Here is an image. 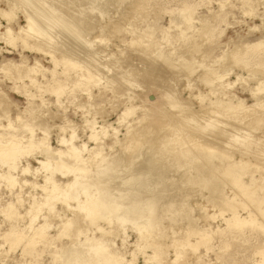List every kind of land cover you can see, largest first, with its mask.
<instances>
[{
	"label": "bare ground",
	"instance_id": "6f19581e",
	"mask_svg": "<svg viewBox=\"0 0 264 264\" xmlns=\"http://www.w3.org/2000/svg\"><path fill=\"white\" fill-rule=\"evenodd\" d=\"M28 1L33 3L32 5L33 7H36V10L32 11L28 9L29 11L25 13V16L23 17L26 19V24L19 27L16 32L12 31L13 29L9 27L10 24L7 25L4 32L0 33V40L5 42L7 46H15L18 41L20 42L19 46L22 50L26 49L29 52L40 53L43 57L48 56L53 68L43 67L40 63V58L38 59L36 57H33L34 59L32 64H27V57L21 53L19 55V62L6 59L2 64H0V74H2V79L4 77V79L10 84L9 87H7V90L13 94L16 93L24 97L26 100L25 106L18 108V105L10 99L8 93L1 88L2 79L0 77V183H3L6 188L5 190H8V192H12L16 188V192H14V194L16 193V197L14 199L16 200L15 203H18L20 207L25 205L27 207H23L24 214H21L15 206L17 204L11 201L5 202L0 209V213L8 220L12 218L21 219L24 216H29L30 218V224L28 223V226L24 225L20 228H14L11 225L8 230L6 229V231L3 232L2 238L7 240L10 249L16 247L20 243H23V252L25 254H30L34 252V247L37 241L39 243V241L41 242V240H45L46 236L44 232L46 229L48 230L45 224H38L37 226H34L36 220L32 219L36 216L33 215L32 210L36 201L31 198L33 202L30 203L31 199L26 200L23 198L21 191L23 187L26 186H29L32 189L41 190L45 194V197L41 200L47 201V203L45 201L46 206H48L51 202L61 203L67 210L72 212L71 218L64 217L65 220L61 221L60 224L57 225L60 228L57 235L59 238L61 236L69 237L70 234L77 237L82 232L87 233L89 230L84 228L82 225H79L80 223H92L95 220H103L106 221L108 225L115 222V225H118L123 229L128 225L131 226L137 230L138 239L141 242V240L145 238V234H150L159 229L162 218L165 217L171 222H175V220L180 217V220H186L188 225L191 226V231L189 233L199 236V239L206 242L209 238H212L211 235L213 233L210 235L209 233H206V229L203 227H197L195 223H193L194 221L190 215L192 213L191 210H194L195 208L191 209L187 206L184 210L183 207L186 203H183L184 205L182 207L181 202L186 199V196L180 195L174 198L172 195L167 194L166 189H164L165 187L162 184L159 185L160 183H163V179L160 181L159 177L156 175V169L154 170L153 168L152 170L149 168L151 171L143 170L145 165L152 166V163L155 162L157 158H162L167 155L169 161L168 167H177L178 170L182 169V172L179 174V177L181 178H177L179 187L193 185L196 183L199 184V187L201 186L203 188H207L208 191L216 194L220 191L218 189V186H221L219 183L224 181L230 183L236 188L238 196L235 195L236 192L231 199H224L218 195V200L212 202L210 201L213 205L217 206L220 215L225 213L230 214L228 217L226 216V219L224 220L228 230L231 227L238 229L244 225L258 226L261 229L264 228V222L262 224V221L258 222L255 220L257 214L264 216V208H260L261 205L264 206V195H258V192L263 190L261 189V185L264 183V175L258 176L259 178L257 177V179L251 175L249 184L241 182L240 178V176L244 174L245 168L248 164V167H256L260 165H252L249 157H246L247 161L243 158L246 154L242 149L244 145L240 144L239 146L231 147L226 143H223L222 140L217 137L218 135L214 137H207L202 134L204 130H210L208 129L207 123H209L210 128L213 127L214 129H217L220 125H222V123H220L222 120L220 119L227 116V119H233L234 121L239 122L240 127L237 126V128H235L226 125L223 129H221V131L223 130L222 133L225 136H228V138L230 136L234 138V140H239L242 143L244 142L246 144L245 147L247 146V148L258 145L256 140L252 141V137L249 135L252 134V132L247 133L249 132L247 128H250L249 130H257L263 124L264 102L256 99L251 105H242L241 101L233 106L230 101H227L226 103L224 101L225 99L219 100L218 98H215L214 101L207 102L208 106L205 107L201 113L199 112L200 115H202L201 117H205L208 120L205 124L207 129L205 127V129H202V132L197 129L199 132L197 131L195 133L192 131V133L190 132L191 130L188 129L190 127L185 128L182 127L180 123L172 121L161 125L160 128H163L164 131L168 129L167 132L161 136L159 135L157 138H153L148 148H146L145 144H143L145 137H142L139 132H136L133 129L135 121H132V123H128L127 121L125 122V119L128 116H133V114L139 109L138 106H134L132 103L135 96L131 97L125 95L129 89L135 87L137 89L139 85H136V83H138L136 80L139 77H146L144 79H148V81L151 82V86H148L150 87L149 89L157 91L158 88L155 84L159 83L160 85V83H163L164 81V77H161V75H163L162 71H160L159 74L157 73L159 69L158 67L161 66V64L164 65V69L167 68L166 70L170 71L169 73L172 75L174 74V76L177 74L183 75V73L189 75L195 71L193 67H196L195 64L198 66L199 63L192 62L189 58L187 59L188 53L186 54L185 50L182 48H189L190 46L196 51L197 46L193 45L194 41H197V38L208 37L212 34L213 27L211 26L212 24L209 20L210 18H208V22L210 21V23H205L206 21H199V28L193 30V28H191L193 24L192 22H194L197 17L194 18L192 15L194 10L193 6L187 4L178 7V10L176 11L170 10L167 27H157L153 21L151 22L146 20L147 22L142 21L143 24H146L142 28H138L132 23L133 18L128 20L129 22L126 24L128 26H124V30L129 33L130 39L128 41H124L123 45H125V48L127 47V49L128 47H130L129 49L134 48V52L132 50L131 51L138 57L139 62L133 63L132 61H129L130 56L127 57L121 54L119 57H113L114 55H112L110 51L106 52V49L101 47H99V49H97L98 47L94 48V43L97 41L94 38L93 40H84V42H86L85 45H88L89 48L86 47L83 50L71 45L68 39L74 37L73 35L75 32L73 31H76L77 28L80 27L84 31V29H86L85 27L88 26L86 19L90 17L91 14L95 15V13L101 14V18H107L105 21H99L102 25H99L98 28L96 27L97 30L106 31L105 29H108L110 32L116 30L119 31L120 28H117L118 23L115 22L113 16H110V18L108 16V12L102 13L103 11L101 10L106 8L108 11L110 6L122 7V4L129 3V5L134 8L133 11H137V9H141L145 6V2L148 0ZM223 6V3L220 1L218 3L219 11H221ZM24 7H26V4ZM100 7L102 8L101 10L99 9ZM34 11H36V14L37 11H43L45 14L42 12L44 15L43 17H40L39 15H36ZM251 11L250 13L247 12V14H253ZM1 16L9 20L11 14L6 11H1ZM214 16L215 17L212 22H216L218 19V15L216 13ZM91 20L89 21L91 22ZM89 24L91 25V23ZM171 28H177L176 30L178 32L170 35L169 31ZM95 29L92 27L88 33ZM58 30H62L63 32ZM156 33L161 35L160 41L155 40ZM70 36L71 38H68ZM100 37L97 38L100 39ZM72 41V43H75L74 39H72ZM262 47H264V39L250 45V48L252 49H259ZM188 48L187 51L189 52ZM180 50L185 52L184 55H186L187 60L184 58L185 56L183 57L181 55L182 52L179 53ZM192 51L193 50H191V52ZM235 54V52L231 53L232 58L236 57ZM58 68L61 70L58 71ZM216 70L217 69L212 68L211 70L206 71L204 76L202 78L199 77V79L206 87H209L208 91L211 94L215 95L218 93L219 95H222L223 98L227 97L224 91L230 89L234 82L232 84L226 83L223 79L226 75H228V73L221 75ZM181 75H179V77ZM165 76L167 77V74H165ZM38 77H41V81H38ZM142 79L143 78H141V80ZM236 79L239 80L240 77L236 76ZM190 82L191 81H189L188 84H190ZM258 85L257 91H262L264 89V79H258ZM122 86L124 87L122 88ZM160 86L162 88V85ZM30 87L35 88L37 95L28 91V88ZM190 87L193 86L188 85L189 89ZM93 88L97 89L96 94H93L91 91ZM138 88L140 89V87ZM119 89H121L119 94L122 93L123 96L125 95V97L121 95L125 105L123 106V111L118 116L119 126H121V123H126V132L123 139H119L117 137L119 132L118 128H113L111 125L95 126L97 123L96 119L108 116L109 112L106 111V107L103 105L95 103L93 101L94 98L103 96L106 91L112 94H117ZM130 91L132 90H129V92ZM169 91H171V89ZM78 92L86 95L87 100L85 102H78V98L76 97V93ZM200 93L197 97L199 99H203L205 96ZM45 94L54 97L55 100L50 102L48 98H45ZM131 94L133 95V93ZM252 95L256 96V94ZM118 96L120 97V95ZM62 97L65 98L66 102L68 101L71 104L73 103V106H76V108L81 111L85 110V116L87 118L83 121V131H87L89 133L88 139L93 142V147L87 148L86 143H82L80 145L74 144V141L77 139L76 134L78 130L76 125L68 118L64 119L65 126L50 125L45 119V115L42 113L43 110H46L47 115L50 114L47 107L49 104L53 103H56L57 106L61 108L63 105L61 102ZM177 100L178 98L174 99L171 97L166 101L169 104L175 102L176 105H179V108L177 107V110L179 111L176 112L179 115L189 110L188 106L190 105L187 106V102L184 100L181 102L180 99V102H177ZM107 101L109 107L113 110V112H115L118 108L117 104H114L109 100ZM180 103L183 105L180 106ZM147 104L150 107H160L163 103L158 100H148ZM173 106L171 104V107ZM12 107L16 108L14 116L10 113ZM174 108L175 106L172 109ZM199 113L197 112L194 114H197L198 116ZM162 114L164 115V112ZM51 118H54V116H51ZM203 120L205 119L203 118ZM223 125H225V123ZM197 126L200 125L197 124ZM65 128L69 130L68 138L60 137L57 140L58 144L63 148L52 149L49 145L51 131L55 129L60 133H64ZM145 130L147 131V129ZM35 131H39L41 136L35 138ZM109 132H111V135ZM188 132L194 135L193 138H186ZM25 134L27 135L25 136ZM153 135H155V133ZM108 136H112L114 138L113 146L108 147V150L113 151V153L110 154L104 151V143L102 141ZM147 136L148 135H146V138ZM220 137L222 138V136ZM223 139L226 138L224 137ZM21 141H24V144H22ZM142 148L146 149L144 150V154L141 152V155L139 156H142V162H139L138 167H140L141 163H143V166L134 171L127 170V172L115 175L114 178H112L116 182L115 186L110 185L106 188L93 181V177H99L100 174L104 171L106 172L112 164H117V162L123 161L122 156L125 154V151H133L130 157L134 158L136 157V152L139 153L138 151ZM194 149L201 152V157L198 155L197 151V154L194 152ZM33 150H38L37 152H39V155L42 156L43 159H36L33 156ZM234 150L240 154L239 160L233 158L232 152ZM258 153L260 152L258 151ZM23 157H30L34 159L37 162L38 167H32L28 162H26L25 165L20 164V159ZM128 163L129 162L126 164ZM248 169L247 171H249ZM246 173L247 172H245V174ZM25 175H31L34 177L40 175L42 177L43 184H38L35 179L34 181L29 182L25 179L19 178L20 176ZM56 175L68 180L64 183H58L54 180ZM220 177L223 180L220 179ZM96 181L99 182L97 177ZM174 182L177 184V181ZM47 184L50 185L51 189L46 187ZM160 186L162 187V190L160 188L161 192L157 194L154 193L155 190L160 191ZM241 195L243 199L251 200L255 209H252L251 205V209L247 208L249 205L247 206L243 199L239 201L237 198ZM23 199L27 203L23 204ZM70 202H75L76 205L72 206L70 205ZM37 204L43 205L44 202H36L35 205L37 206ZM49 208V212H54L53 206L50 205ZM240 208H242L241 210L244 208L247 209L246 211L248 212L246 216L243 215V217L238 214V209ZM55 213L56 216H60V218H62L61 216H64L63 210L55 211ZM32 222H34V224ZM31 228H33V232L27 235L25 230L28 229L27 231H29ZM72 229H74L73 231L75 232H73ZM95 229L98 231L103 230L100 226H97ZM208 231L212 232L210 230ZM102 233H104V231ZM172 234H174V232ZM176 235L177 234H175V236ZM176 237H174L172 243L168 246L175 249L174 259H168V261H166L167 259L165 257L167 255L164 256V249L158 244H148L149 248L152 249V254L148 255L147 259H149L152 264H178L181 256V253L179 252L180 247H183L184 249V246H190L191 250L194 247L196 248V244L194 245L189 241H186V237ZM196 241L197 240H195V242ZM77 242H75L76 244L72 242L67 246L65 245V247L63 246L61 250L65 249L66 253H53L54 260H52L51 264H56V261L58 262L59 260L64 264H134L133 257L132 260L125 259L120 252H117L118 250H112L108 240L103 239L102 237L94 238L85 236L83 242ZM142 247L143 246H141V248ZM186 249L188 250V248ZM68 251L69 253H67ZM194 251L195 250L192 252L194 253ZM261 252V254H263L262 250ZM147 261L148 260H146L144 264H146ZM258 264H264V260H261Z\"/></svg>",
	"mask_w": 264,
	"mask_h": 264
},
{
	"label": "rangeland",
	"instance_id": "374dc122",
	"mask_svg": "<svg viewBox=\"0 0 264 264\" xmlns=\"http://www.w3.org/2000/svg\"><path fill=\"white\" fill-rule=\"evenodd\" d=\"M220 1L224 5L221 11H219V7H218V3ZM22 2L24 5L22 4ZM30 2L28 0L26 1L25 0H0V33L4 32L5 27L9 24H10L9 27L13 29L12 30L13 32H16L19 27H22L26 24V19L25 17H23L25 16V13H27V11L29 10H32V11L36 10V7H33L32 5L33 3L32 2L30 3ZM25 4H26V7H24ZM187 4L193 6L194 10H193L192 15L194 16V18L197 17L196 20L192 22L193 24L191 23L192 24L191 28H193V30L196 28L197 29L199 28L200 26L199 21L201 22L206 21L205 23H210L211 21V24H212L211 26L213 27V32L210 36L200 37V38H197V41H194L193 45L197 46L196 51L192 49L190 46L189 48L187 47L189 52L187 51V48H182L183 50H185L186 54L188 53L187 59L189 58L192 62H198L199 65L197 66V64H195L196 67H193L195 71L192 72V74L190 73L188 75L186 73H183V75L179 74L181 75L179 77L178 74L175 76L174 74L173 75L170 74L169 73L170 71L166 70L167 68L164 69L165 68L164 65L161 64V66H159L158 68L163 69V70L158 69V72L157 71L156 72L159 74L160 71H162L163 75H161V77L162 76L164 77V78L162 77L164 81L163 83H160V85H162L163 89L161 88L159 83H156L155 86H157L158 88L157 91L149 89L150 87L148 86L149 85L151 86V82H149L148 79L145 80L144 78L146 77H139L136 80V82L138 83L136 82L134 83H136L137 86L139 85L138 87H140V89L138 87L136 89L135 87V88L129 89V90H132L130 92L133 93V95L129 92V90L127 94H125L131 97L135 96L134 101L132 103L134 106H138L139 109L133 114V116L132 115L128 116L125 119V122L127 121L128 123H132V121H135V123L133 124V127H134L133 129L134 131L139 132L142 137L143 136L145 137L144 141L145 140L146 141L145 143L143 141V144H145L146 148L150 146L149 144L153 138H157L159 137V135L161 136L167 132L168 129L164 131V129L160 127L161 125L167 124L169 122L175 121L177 123H180L182 127H185V128L190 127L188 128L191 130L190 132L194 131L195 133L198 130L199 131L201 130L200 132H202L203 131L202 129H205V127L207 129V126H208V129H210L209 130L210 132L208 130L206 131L204 130L202 132L203 135L207 137H214L218 135L217 137L221 139L223 143H226L228 146H231V147L239 146L240 144L244 145L242 149L244 153L246 154L243 156V158H245V160L247 161V158L249 157L252 165H255V164L260 165V166H256L257 167L256 168V167H250V166L248 167L249 165L248 164L247 167L245 168V172L250 173V174H247V173L245 174L244 172V174L240 176L241 182H245L249 184L251 175L256 179L258 176L264 175V166H263L264 165V153H263L264 152V145H263L264 144V122L261 125L262 127L260 126L257 130H253V129L249 130L250 128H247L249 131L247 133L252 132V134H249L252 137L251 138L252 141L256 140V142H258V145L250 146L247 148V146L245 147L246 144L244 142L242 143L239 140H234V138L230 136L228 138V136H225L222 133L223 130L221 131V129H223V127H225L226 125L232 126L235 128H237V126L240 127L239 122L234 121L233 119L229 120L227 119V116H225L223 119H220L222 120V122H220L222 123V125H220V127H218L217 128L218 130H217L216 128L214 129L213 127L210 128L209 123H207L208 121L207 118L201 117L202 115H200V113L201 111H203L205 107L208 106L207 102L214 101L215 98H218L219 100L225 99L224 101L226 103L227 101H230V103H232L233 106L241 101H242L241 102L242 105H251L255 102L256 99L264 102V89L262 91H257L258 86H259L258 79L260 80L264 79V47L259 48V49L250 48L251 44L264 39V0H148L147 2H145V6H143L141 9L140 8L137 9V11H133L134 8L130 6L129 3L122 4L121 5L122 7L112 6L113 7L112 8L110 6L109 7L110 9H108V11L106 8L102 9L100 7L99 9L100 10L102 9L101 10L103 11L102 13L108 12L109 17L113 16L115 22L118 23L117 28L118 29L120 28V30L111 31V32L108 29H105L106 31L97 30L99 25H102L101 22L107 20V18L106 19L101 18L102 15L99 13H95V15L91 14L93 18L91 16L88 17L90 15L88 13L89 14L87 16L88 18L86 17L87 18L86 23L88 26L85 27L86 29L83 28L85 32L82 30V28L79 27L77 28L76 31H73L75 32L73 36L76 37L77 39L74 37L71 38L70 36L68 38H71V39H68V40L71 43V45L83 50L86 47L89 48L88 45H85L86 42H84V40H88V39L93 40L94 38L97 40L94 43L95 45L93 46L94 48L98 47L97 49H99V47H101L103 49H106L107 50L106 52L110 51L112 55H114L113 57H119L121 56V54L127 57L130 56L129 57L130 62L131 61L133 63L139 62L138 57L134 55L133 53L134 48L129 49L130 47H128L129 49L128 50L127 47L125 48V45H123L124 41H128L130 39L129 33L124 30V26L125 27L128 26L126 25L129 22L128 20H131L133 18L132 23L138 28H142L146 24V23L143 24L142 21H146V20L151 21V22L153 21L157 27L159 26L167 27L168 22H169V17H170V14H169L170 10L176 11L178 10V7H181ZM109 10L111 13L109 12ZM1 11H6L11 14L9 20L1 16ZM250 11L253 12V14H247V12L250 13ZM34 12L36 14V11ZM42 12L37 11L36 15L43 17L45 12H43L44 14ZM215 13L218 15L217 16L218 19L216 22L215 21L212 22V20H214ZM208 18H210L209 22H208ZM89 20H91V22ZM87 21L91 23V25ZM92 27L93 29H95L96 27L97 28L93 30L92 32H89L90 33L89 34L88 31L91 30ZM56 29H59V28H56ZM176 29L171 28L169 31V34L173 35L174 33H177L178 31ZM58 31L63 32L62 30H58ZM97 37L98 38L100 37V39H98ZM72 39L75 40V43H72L74 42L72 41ZM155 40H159V41L161 40V35L159 33L155 34ZM16 44L15 46H11V45L7 46L5 42L0 40V64H2L3 61L6 59H10L14 62H19L20 60L19 55L21 53L27 57V64L28 63L32 64L33 59H34L33 57H36L38 59L40 58V63L43 67L53 68V65L50 62V58L48 56L43 57V55H40V53L29 52L26 49L22 50L21 47L19 46L20 42L17 41ZM190 48L191 50H193L192 52ZM183 50H180L179 53L182 52L181 55L183 57L185 56L184 58L186 59V55H184L185 52ZM232 52L236 53L235 54L236 57L232 58V55H231ZM125 59H128V58H125ZM212 68L217 69L216 71L219 72L221 75H225L226 73H228V75L225 76L226 78L224 77L223 79L226 83L232 84L234 82V84L232 85L233 87L231 86L230 89H227L224 91L227 97L223 98L222 95H219L218 93H216L215 95L211 94L208 91L209 87H206L204 83L199 79V77L202 78L204 76V73L206 71L211 70ZM60 70L61 69L58 68V71ZM165 74H167L168 78L165 76ZM236 76H239L240 79L237 80ZM0 77L2 79V74H0ZM141 78L143 79L141 80ZM38 81H41V77H38ZM189 81H191L190 84H188ZM1 84H2L1 88L5 92L8 93L10 99L18 105L17 106L18 108H22L25 106L26 100L24 99V97L16 93L13 94L7 90V87H9L10 84L8 83L7 80L4 79V77L2 79ZM188 85H191L193 87H190L189 89ZM124 86H122V88ZM146 89H149V90H146ZM170 89L171 91H169ZM28 91H31L32 93L37 95V92L34 87L28 88ZM91 91L93 92V94L97 93L96 88H93ZM120 91L121 89L118 90L117 94L120 95L121 98L115 93L114 95L106 91L103 96L94 98L93 101L97 104H101L104 107H106V111L109 112L108 116H103L102 118H99V119L97 118L96 119L97 123L95 126L111 125L113 128H118L119 132H118L117 137L119 139H123V136L126 132V129H125L126 123L125 122L121 123L120 124L121 126H119L118 116L123 111V106L125 105V102L122 98L123 96L122 93L119 94ZM199 93L205 97L203 99H199L197 97ZM252 94H256V96H253ZM125 95L123 97H125ZM76 97L78 98V102H85L87 100L86 95H84L83 93L80 94V92L76 93ZM169 97L170 98L172 97L174 99L178 98L177 102H180V100L181 102L182 100L187 102L186 105L187 106L190 105L188 106L189 107L188 109L190 111L192 110L191 111L192 113L189 110H187L188 112L185 111V113L183 114H180V115L177 114L176 112L179 111L177 110V107L179 108V105H176L175 102L171 103L172 106L173 104L175 106V108L172 109L174 106L171 107V104H169L166 101L170 99ZM45 98H48L50 102L55 100L54 97L48 96L46 94H45ZM107 100L113 102L114 104H117L118 108L115 112H113V110L109 107ZM148 100L149 101L158 100L159 102L163 104L160 107H150L147 104ZM61 102L63 103L61 108H59L56 103L49 104L47 107V110L50 114L48 115L46 113V110H43L42 113H44L45 119L48 121L50 125L65 126L64 119L68 118L70 121H72L76 125V128L78 130L76 134L77 139L74 141V144L80 145L82 143H86L87 148L93 147L94 146L93 142L88 139L89 133L87 131H83V121L85 118H87L85 116L86 114L85 110L81 111L80 109L76 108V106H73L74 105L73 103L71 104L68 101L66 102L64 97L61 98ZM181 105L183 104L180 103V106ZM15 110H16L15 107L11 108L10 113L12 116L15 115ZM163 112H164V115L162 114ZM197 112L198 113L200 112L198 116L197 114H194ZM51 116H54V118H51ZM203 118L205 120H203ZM206 123H207V126L205 125ZM224 123L225 125H223ZM197 124L200 126H197ZM144 128L147 129V131ZM153 132L155 133V135H153L154 134ZM192 133L188 132L186 135V138L187 139L193 138L194 135H192ZM109 134L111 135V132H109ZM145 134L148 135L147 138L150 140L146 138ZM26 135L27 134H25V136ZM35 135H36L35 138L41 136L39 131H35ZM68 135H69V130L67 128H65L64 133H60L59 131L55 129L52 130L50 137H49V145L52 147V149L63 148L62 146L58 144L57 140L60 137L68 138ZM220 136H222V138ZM224 137L226 139H223ZM102 141L104 143V151L109 154L113 153V151L108 150V147L113 146L114 138L112 136H108L104 138ZM21 143L24 144V141H21ZM146 148H142L141 150H139L138 151L139 153L136 152L135 154L136 157L134 158L130 157L133 151L131 150L125 151V154H123L122 156L123 161L121 162L119 161L117 162V164H112L106 170V172L104 171L103 173H101L99 177L96 176L100 183L96 181V177L92 178L93 181L95 183L97 182L99 185L101 184L100 186H104L106 188L109 187L110 185L115 186L116 182L114 181V179H112L114 178L115 175L127 172V170L134 171V170L139 169L141 166H143V163H141L140 167H138L139 162H142L141 161L142 156L141 157L139 156L141 155V152L142 154H144V150ZM255 148H256V151H255ZM37 151L38 150H33L34 152L33 156L38 160H42L43 157L40 156L39 152ZM196 151L197 150L194 149L195 153ZM258 151L260 153H258ZM197 153L200 156L201 152L197 151ZM232 153H233V158L236 160H239L240 154L235 150ZM143 157L146 158L145 156ZM132 160L134 163L132 162ZM20 162H21L20 164L22 165H25L26 162H28L32 167H38L37 162L30 157H26V158L23 157L20 159ZM127 162L129 163L126 164ZM152 164L154 166L145 165L143 167V170L151 171V169L153 170V168L154 170L156 169L155 172H156V175L159 177L160 181L163 179V183H160L159 185L162 184L165 187L164 189H166L167 194L172 195L174 198L180 195L186 196V199H184L181 202L182 207L184 205L183 203H186V205L183 207L184 210H185V207L187 206L191 209L195 208L194 210H191L192 213L190 215L192 220L194 221L193 223H195L197 227H203L204 229H206L207 230L206 233H209L210 235L213 233L211 235L212 237L211 239L209 238L206 242H203L202 239H199V236L189 233L191 231V226L188 225L186 220L184 221L180 220V217H178L175 220V222L174 221L171 222L168 218L166 219L165 217L162 218L161 220L162 225L160 224L159 229L150 234H145L146 236L145 238H143V240H141V242L138 239V233L136 232L137 230H135L131 226L128 225L123 229V228H120L118 225H115L116 224L115 222H112V224L108 225V223L103 220H95L92 223L91 222L80 223L79 225H82L84 228H87L89 230L87 233L82 232L77 237L73 234L72 235L70 234L69 237L61 236L59 238L57 237V235L60 231V228L57 225H59L61 221H64L65 218L67 217L71 218L72 212L67 210L65 206L62 205L61 203H52V202L49 203L48 206L49 207L50 205L53 206L54 212H49L50 208L46 206L45 204L46 200H41L43 197H45V194L41 190L32 189L29 186H26V187H23L21 191V194L24 199L30 200L31 198H33V200H35L37 203L41 201L44 202L43 205L37 204V206L35 205L36 202L34 203L32 212H33V215L36 216L37 218L36 217L33 218L32 220L35 219L36 222L34 221L35 224L34 222L32 223L34 224V226H37L38 224H45L48 228V230L46 229L47 231L45 230L44 232L46 237L44 241L41 240V242L39 241V243L37 241L34 247L35 248L34 252L30 254H25L23 252V248H22L23 243H20L16 247L10 249L9 243L7 242V240L2 238L3 232L6 231V229L8 230L11 225L14 228H17V227L20 228V227H23L24 225L28 226L30 224V221H29L30 218L29 216H24L21 219L12 218L8 220L4 216H2V214L0 213V236H1L0 237V264H51L52 260H54L53 253H57V252L66 253L65 249L61 250L63 246L65 247V245L67 246L72 242L74 243L77 241L83 242L85 236L94 237V238L102 237L103 239H107L112 250L114 251L118 250L117 252H120L125 259L132 260V257H133L134 264H144L146 260L150 261L147 258H148V255L152 254V249L149 248L148 244L161 245L162 248L164 249V254H165L164 256L167 255L165 257L167 259L166 261H168V259H174L175 249H172L173 247H168V246L169 244L172 243V240L176 236H177L176 238H178V236L179 238L182 236L186 237L185 238L187 239L186 241H189L191 244H194V245L196 244V248L194 247L192 248V250L190 246H189L190 250H189V247L187 246H184V249L183 247H180L179 252L181 253L180 254L181 256L178 261V264H181V263L182 264H258L261 260L262 261L264 260V230H263L264 228L261 229L258 226L256 227L253 225H244L238 229L231 227L228 230L226 228V224L224 220L226 219V216L228 217L230 214L225 213L223 215H220V213L218 212L217 206L211 203L212 201L218 200L219 196L223 197L224 199H231L233 198L232 196H234L235 192H236L235 195L238 196L237 194L238 192L235 187H233L228 182L221 181L224 184L221 182L220 184L218 182L219 185L221 186H218V189L220 191L219 192L217 191L218 193L216 194L211 193L210 191L207 190V188H203L201 186L199 187V184H196V183H194L193 185H186V186L179 187L177 178L180 176L179 174L182 172L181 171L182 169L178 170L177 167L175 168H171L170 166L168 167L169 165L168 155L162 158H157L156 161L153 162ZM123 167L126 169H124ZM247 169L249 171H247ZM19 178L25 179L29 182H32L35 179L38 184H43L42 177L40 175L36 177L31 176V175H25V176H20ZM180 178L181 177H179V179ZM220 179L222 178L220 177ZM54 180L58 183H64L68 179L61 178L60 176L56 175ZM174 181H177L176 182L177 184H175ZM261 186H262L261 189L263 190L259 191L258 195L263 196L264 195V183ZM46 187L51 189L49 184H47ZM160 188L162 190L161 186L159 187V190ZM5 189L6 188L4 187L3 183H0V209L5 202H10V201L14 203L16 202V200H14L16 197L15 196L16 193L14 194V192H16V188L12 192L11 191L8 192V190H5ZM161 190L160 191L155 190L154 193L156 194L160 193ZM239 197L237 199L241 201L243 199L242 195ZM24 199H23L24 201L23 204L27 203ZM33 200L31 199L30 203H32ZM243 201L247 204V206L249 205L247 208H250V205H251L252 206L251 208L255 209V207L252 205L251 200L243 199ZM15 204H17L15 206L16 208H18V211L21 214H24L23 207L25 208L26 205L23 207H20L18 203H15ZM70 205L73 206V205H76V203L70 202ZM260 208H264V206L261 205ZM241 209L242 208L238 209V214L240 216H243V215L246 216L248 212L246 211L247 209L244 208L245 211L244 209L243 210ZM61 210L64 211V216H61L62 218H60V216H56V213H55V211H61ZM257 215L255 217V220H257L258 222L262 221V224H263L264 216L259 215V214ZM97 226H100L103 230L102 231L96 230L95 228ZM196 226H193V227H196ZM224 229H227V230H224ZM27 230L28 229L25 230L27 235L33 232V228H31L29 231ZM73 230L74 229H72V231ZM120 230L121 231L123 230L122 233ZM208 230L212 232H209ZM219 230L223 232H220ZM103 231L104 233H102ZM172 231L174 232V234H172L173 233ZM175 234L177 235L175 236ZM195 240H197L196 241L197 243L195 242ZM141 246H143L144 249L143 247L141 248ZM186 248H188V250ZM193 250H195L194 253L192 252ZM261 250L263 251V254H261L262 253ZM67 253H69V251ZM60 262H61L60 260L58 262L56 261V264H64L63 262L61 263ZM147 262L146 264H152L151 261L148 263Z\"/></svg>",
	"mask_w": 264,
	"mask_h": 264
}]
</instances>
